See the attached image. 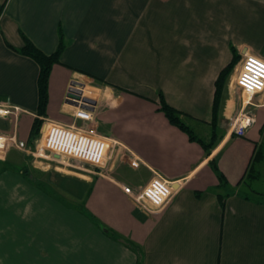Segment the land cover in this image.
<instances>
[{"label":"crops","instance_id":"1","mask_svg":"<svg viewBox=\"0 0 264 264\" xmlns=\"http://www.w3.org/2000/svg\"><path fill=\"white\" fill-rule=\"evenodd\" d=\"M23 36L46 54L64 42L43 116L40 67L20 52ZM232 46L241 56L264 58V0H0V105L10 109L0 115V133L33 149L45 119L71 124L65 94L81 77L96 90L94 119L76 124L111 142L104 166L75 179L94 185L90 195L86 189L85 213L35 183L44 177L57 186V176H68L59 167H37L43 161L13 145L0 156V264H264V199L239 189L261 141L264 93L253 98L254 124L238 137L229 124L238 106L228 92L219 116L223 137L208 155L159 111L162 93L208 138L215 81ZM36 117L43 124L32 145ZM134 158L138 167L130 165ZM212 160L229 183L223 202ZM155 175L174 193L146 214L122 188L144 186Z\"/></svg>","mask_w":264,"mask_h":264},{"label":"built area","instance_id":"2","mask_svg":"<svg viewBox=\"0 0 264 264\" xmlns=\"http://www.w3.org/2000/svg\"><path fill=\"white\" fill-rule=\"evenodd\" d=\"M235 84L247 95L250 104L256 95L264 93V58L252 54H244L236 66ZM92 82L81 77L70 81L65 94V104L69 105L73 122L59 124L45 119V130L40 140H36L33 149L27 143L17 139L15 134L0 133V156L4 155L13 145L39 158L46 151L54 155L68 156L95 168L104 166L107 152L111 147L108 138L97 135L91 131L81 129L76 120L91 122L94 119L95 99L88 95ZM9 107L0 105V115L9 114ZM254 115L250 111H241L236 117L230 119V130L243 137L248 128L254 124ZM132 167L139 166L138 159H130ZM123 191L132 198L137 208L146 213L162 209L174 193L172 183L160 175H155L144 186L131 187L124 185Z\"/></svg>","mask_w":264,"mask_h":264},{"label":"trees","instance_id":"3","mask_svg":"<svg viewBox=\"0 0 264 264\" xmlns=\"http://www.w3.org/2000/svg\"><path fill=\"white\" fill-rule=\"evenodd\" d=\"M24 38V46L20 49L22 54L32 57L40 67L39 79H38V88H39V104H38V115L43 116L46 114L47 104L49 101L48 95V86H49V79L51 76L52 68L55 64L60 62V57L62 50L64 48V42L61 39L60 44L55 52L51 54H46L42 52L39 48H37L26 36ZM232 49V59L231 61L220 71L216 81H215V95L212 104V117L210 121L211 126V133L208 138L201 137L198 135L193 128L186 122L185 114L180 112L179 110L173 108L171 105L167 103L162 93L159 94V111H161L167 120L174 126L181 129L185 132L189 140L192 142L199 143L205 153L208 155L211 151L219 144L223 135L221 134V130H219V116L222 108L223 103V95L226 90L228 80L230 77L233 68L235 67L236 63L240 60L241 55L237 53L236 48L233 46ZM43 124V120L36 117L32 130H31V144L35 142L34 140L40 134V129ZM264 161V125L261 128V141L256 144L255 151L253 156L250 160L248 169H247V177L246 178H256L259 175L257 171V166ZM210 166L213 168L214 172L218 176L219 185L217 188L219 198L223 202L225 197L228 195V181L225 175L219 170L218 165L215 160L210 161ZM256 173V175H255ZM92 188H88V195H90ZM264 199V194H262ZM248 197V196H247ZM108 233L115 234L111 232L109 229L105 230Z\"/></svg>","mask_w":264,"mask_h":264},{"label":"rangeland","instance_id":"4","mask_svg":"<svg viewBox=\"0 0 264 264\" xmlns=\"http://www.w3.org/2000/svg\"><path fill=\"white\" fill-rule=\"evenodd\" d=\"M238 62L236 63L235 67L233 68V71L230 74L228 84H227L226 90H225L224 95H223V99L226 100V98L228 96V92H230V95L232 97H234V100H236L238 109L235 111L236 115H234L232 118L236 117L243 110H245L247 112L250 111V113L252 115H254L253 108H256V106H257V103L253 102V99L251 101L252 104H250L248 102L247 95H245L242 92V90L239 87H237L235 84V78H236V74H237L235 69H236ZM88 95L94 98L96 96V90L93 87L89 88ZM194 131L198 135H200L202 137L204 136L202 133H199L198 129L197 130L194 129ZM38 159L43 161V164L38 163L37 167H46L47 165L48 166L50 165L49 167H51L50 168L51 170H54L55 168L58 169V167H59V169L55 170V171L61 172L63 174L66 173L68 176H64V177L63 176H57L56 180L60 181V179H62L63 180L62 182L67 184V185L64 184L63 186L72 189V192L71 191L65 192V190H62V189H64L61 186L62 182H60V183L57 182L58 183L57 186H53V185L49 184L45 180L44 177H41L40 181L39 182L35 181V183L45 187L46 190L49 191L51 196H53L57 199H59V197H60L61 199L65 200L66 203L76 205L78 207V209L80 207L79 210L81 212L85 213V211H86L85 209H87V206L84 204V201L86 199V189L87 188H93L94 189V185L92 183L88 184V185L87 184L83 185L82 183H80L79 181H77L75 179L83 178L82 174H85V175L89 174L90 175L91 173H89L88 170L95 171V167L92 165H89L87 163H84L82 161H79L77 159H74L72 157H68V156H61L60 158H55L54 155H52V153H50L49 151H47V152L45 151L42 154V156L39 157ZM86 169H88L87 172H86ZM257 171L259 172V175H257L256 178H252V177L245 178L244 184L239 187L242 194H246V195L250 196L251 198L263 197L262 194H264V161H262L261 164H259L257 166ZM255 175H256V173H255ZM32 177H33V175H32ZM71 177H77V178H71ZM92 191L93 190H91V192ZM13 207L15 208L16 206H13ZM13 212H15V211H13L11 208L8 209V211H7V215L9 218V221H8V226H9L8 230L9 231H14V230H16V227H17L16 219L14 218V216L12 214ZM144 213H146V212H144ZM146 214H148V213H146ZM92 222L96 226L94 219ZM97 226L101 229H104V230L109 229L111 232L115 233L113 235L120 236L121 238L122 237L124 238V236L122 234H120L118 231L114 230L111 227H108L107 225H105L103 223L99 222L97 224ZM30 229L31 228L29 225H27V224L24 225L25 231H30ZM22 240H23L24 246L27 247L29 245L30 239H18L17 242L20 243V242H22ZM9 244L11 245L10 239H9Z\"/></svg>","mask_w":264,"mask_h":264},{"label":"water","instance_id":"5","mask_svg":"<svg viewBox=\"0 0 264 264\" xmlns=\"http://www.w3.org/2000/svg\"><path fill=\"white\" fill-rule=\"evenodd\" d=\"M45 128H46V127H45V125H44V130H45ZM55 157H56V158H59L60 156H59V155H55Z\"/></svg>","mask_w":264,"mask_h":264}]
</instances>
